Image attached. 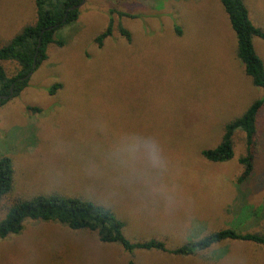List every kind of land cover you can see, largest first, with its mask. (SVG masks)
<instances>
[{"label":"rangeland","instance_id":"obj_1","mask_svg":"<svg viewBox=\"0 0 264 264\" xmlns=\"http://www.w3.org/2000/svg\"><path fill=\"white\" fill-rule=\"evenodd\" d=\"M34 1L0 0V47L35 22ZM242 1L264 31V0ZM78 14L55 33L63 46L50 44L26 88L0 106V157L13 165L0 220L17 199L59 194L109 209L130 242L157 239L174 249L227 228L264 234V109L254 172L240 188L241 132L230 161L201 156L264 94L236 57L220 1L83 0ZM110 22L111 34L98 45ZM253 48L264 63V41L253 38ZM1 65L8 77L18 70L14 62ZM55 83L60 88L50 95ZM131 134L156 142V165L118 152ZM22 225L0 240V264H264V246L249 242L223 241L181 257L128 253L54 222Z\"/></svg>","mask_w":264,"mask_h":264},{"label":"trees","instance_id":"obj_2","mask_svg":"<svg viewBox=\"0 0 264 264\" xmlns=\"http://www.w3.org/2000/svg\"><path fill=\"white\" fill-rule=\"evenodd\" d=\"M83 0H35L36 19L33 24L24 26L10 40L0 47V97L8 96L10 89L12 97L16 98L26 88L28 80L25 76L37 70L47 59L46 49L50 44L63 46L64 41L55 39V33L62 27L77 21L78 6ZM227 15L230 27L236 38V57L243 66L244 73L251 80L254 87L264 89V63L257 56L253 48V38L264 41V31L255 27L249 21V12L242 0H219ZM49 29V30H47ZM118 31L126 40L130 35L126 30L118 27ZM177 35L181 30L175 26ZM43 32V33H42ZM112 32L110 22L106 30L96 38L98 45ZM38 40L40 46L37 49ZM37 53V54H36ZM36 58L34 60V57ZM2 62H14L17 72L8 77ZM33 64L35 69L33 70ZM60 88L54 84L49 89L53 95ZM8 100H0V106ZM264 109V94L253 101L250 106L237 118L229 121L223 127L219 144L214 148L201 151V156L212 163H224L233 158V137L236 132L244 136V154L238 162L241 172L236 177L235 185L240 188L254 172V162L258 151L260 136V110ZM32 112H40L38 108L29 107ZM13 187V165L8 156L0 157V200L7 197ZM242 213H246L242 209ZM26 220L54 222L72 231H89L96 235L102 244H118L125 252L157 251L173 256H191L205 251L213 245L223 241H242L264 246V234L261 232L241 233L234 228H227L211 232L210 234L189 241L177 248H166L165 242L150 239L144 242H130L122 233L124 227L114 214L107 208L96 205L81 198H70L59 194L39 195L31 199H17L7 206L4 217L0 220V240L22 230ZM126 264H135L128 260Z\"/></svg>","mask_w":264,"mask_h":264},{"label":"clouds","instance_id":"obj_3","mask_svg":"<svg viewBox=\"0 0 264 264\" xmlns=\"http://www.w3.org/2000/svg\"><path fill=\"white\" fill-rule=\"evenodd\" d=\"M118 152L126 159L135 160L142 155L145 160L152 165L159 162V147L156 142L148 137L131 134L121 141Z\"/></svg>","mask_w":264,"mask_h":264},{"label":"water","instance_id":"obj_4","mask_svg":"<svg viewBox=\"0 0 264 264\" xmlns=\"http://www.w3.org/2000/svg\"><path fill=\"white\" fill-rule=\"evenodd\" d=\"M83 4V1L81 2V4L78 6V8L81 6ZM47 30H49V29H47ZM43 33V32H42ZM39 46H40V40H38V45H37V49L39 48ZM37 54V53H36ZM35 58H36V55H35V57H34V60H35ZM35 69V66H34V64H33V70ZM32 73L33 72H31L30 74H28L27 76H25L22 80H28L30 77H31V75H32ZM12 97V91H11V89H10V92H9V95L8 96H2V97H0V100H8L9 98H11Z\"/></svg>","mask_w":264,"mask_h":264}]
</instances>
